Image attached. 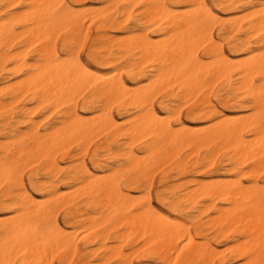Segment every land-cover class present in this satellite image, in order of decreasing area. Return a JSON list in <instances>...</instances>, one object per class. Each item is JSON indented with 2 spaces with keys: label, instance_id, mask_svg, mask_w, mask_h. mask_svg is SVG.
Listing matches in <instances>:
<instances>
[{
  "label": "bare ground",
  "instance_id": "6f19581e",
  "mask_svg": "<svg viewBox=\"0 0 264 264\" xmlns=\"http://www.w3.org/2000/svg\"><path fill=\"white\" fill-rule=\"evenodd\" d=\"M263 176L264 0H0V264H264Z\"/></svg>",
  "mask_w": 264,
  "mask_h": 264
},
{
  "label": "rangeland",
  "instance_id": "374dc122",
  "mask_svg": "<svg viewBox=\"0 0 264 264\" xmlns=\"http://www.w3.org/2000/svg\"><path fill=\"white\" fill-rule=\"evenodd\" d=\"M95 35H96V28L95 27H92V30H91V35H90V38H89V40H88V43H87V46H86V48H85V50H84V52H83V57L84 58H87V56H88V47L89 46H91V44H92V40L94 39V37H95ZM187 107H184V109H183V118L186 120V117L185 116H187V112H188V109H186ZM185 111V112H184ZM187 111V112H186ZM235 115V113H228V116H234ZM195 125H197V126H201L202 125V123H200V122H195L194 123ZM98 143V142H97ZM74 153L76 154V153H78L77 151H74ZM73 153V154H74ZM216 169H220V167H217ZM203 170V169H202ZM36 172L35 173H39L40 174V176L41 177H43L42 176V174H43V172H42V169L41 168H39V169H37V170H35ZM32 172V169H27V171H26V175H25V177L27 178V177H29V174ZM154 177H153V195H152V197H153V201H154V203H155V205H157V199H156V193L158 192V191H160V190H164L165 188H166V181H168V180H172V178H173V176H176V175H170V177H168V178H165L164 177V175H162V173H161V171H158L155 175H153ZM202 178L204 179V178H207L206 176H203L202 175ZM183 180H172L171 181V183H180V182H182ZM164 182H165V184H164ZM245 183L248 185V184H251L252 183V180H248V181H245ZM141 184L142 185H144L145 183L144 182H141ZM159 184V185H158ZM263 185L264 184V176L262 177V179H261V181H260V185ZM264 187V186H263ZM65 189L63 188L62 189V191H64ZM208 239H209V242H212V243H215V244H217L218 245V251H219V249H223V250H220V252H224V254H222V256L223 255H226V257H230V253L228 252V251H226L227 249H226V247L230 244V245H232L233 243H229V244H227V243H224V242H222V239H218V240H215V237H214V234L212 233H210L209 234V236H208ZM199 241L200 242H202L203 240H201V239H199ZM221 242V243H220ZM227 245V246H226ZM226 246V247H225ZM140 246H138L136 249H138ZM222 247V248H221ZM223 247H225V248H223ZM224 249H225V251H224ZM129 250L130 249H126L125 250V253L126 254H128V253H130L129 252ZM131 254V253H130ZM130 254H128V255H130ZM141 258L143 259V260H141ZM133 260H134V262H135V264H155V262L154 261H147L145 258H143V255L141 254V251L140 252H138V253H136L135 254V256H133ZM146 260V261H145ZM218 260L219 259H216L215 260V264H218L219 262H218ZM137 261V262H136ZM144 261H145V263H144ZM97 262V264H99V263H101L102 261H96ZM183 261H181V263H182ZM75 264H78V262H77V260L74 262ZM74 263H69V264H74ZM103 263V262H102ZM180 263V264H181ZM96 264V263H95ZM108 264H117L116 263V261H111L110 263H108Z\"/></svg>",
  "mask_w": 264,
  "mask_h": 264
}]
</instances>
